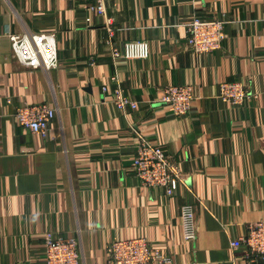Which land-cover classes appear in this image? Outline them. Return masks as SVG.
<instances>
[{
	"label": "crops",
	"instance_id": "crops-1",
	"mask_svg": "<svg viewBox=\"0 0 264 264\" xmlns=\"http://www.w3.org/2000/svg\"><path fill=\"white\" fill-rule=\"evenodd\" d=\"M91 3L0 0V264H45L47 229L78 240L81 264H108L114 240L137 237L174 264H264L231 247L264 222V0H106L115 45H150L148 59L118 63ZM194 16L227 21L220 50L188 46ZM27 32L56 34L57 69L16 60L10 35ZM114 75L138 110L114 105ZM233 81L257 99L222 102L219 84ZM172 85L193 87L187 115L158 103ZM24 103L56 109L46 139L17 124ZM136 132L180 165L188 187L141 185ZM185 204L195 209L194 242L182 234Z\"/></svg>",
	"mask_w": 264,
	"mask_h": 264
},
{
	"label": "built area",
	"instance_id": "built-area-1",
	"mask_svg": "<svg viewBox=\"0 0 264 264\" xmlns=\"http://www.w3.org/2000/svg\"><path fill=\"white\" fill-rule=\"evenodd\" d=\"M89 11L104 18V28L108 34V44L113 60L144 61L150 56V45L145 40L125 42L118 47L114 43L117 28L107 14L106 0H91ZM224 19H202L194 16L188 24L187 44L196 54H210L222 48L226 38ZM12 50L16 60L31 69L44 68L47 71L60 66L57 37L55 33H33L10 35ZM115 83L112 102L122 112L136 111L138 101L128 96L120 84L118 75L112 77ZM102 92H109L108 86ZM218 98L231 106H242L257 95L247 89L243 82H223L218 86ZM195 99L190 85H172L164 88L158 103L172 115H187ZM7 104L13 100L7 97ZM56 109L48 103L21 104L15 108L13 117L17 124L28 129L32 134L43 139L48 137L49 126L56 117ZM137 143L132 171L141 185L148 188L166 187L176 194L180 186L188 187V178L184 176L180 165L174 162L160 146L149 142L147 137L136 132ZM180 222L183 238L194 242L197 238L195 209L192 204L181 208ZM45 264H81L78 240L57 234L52 229L43 232ZM231 247L243 251V259L248 262L264 261V222L249 227L247 234L231 241ZM108 264H174L170 256L155 247L145 237L114 240L108 248Z\"/></svg>",
	"mask_w": 264,
	"mask_h": 264
}]
</instances>
